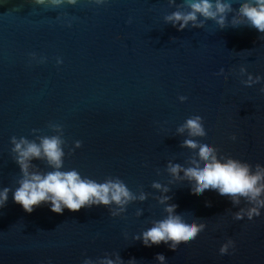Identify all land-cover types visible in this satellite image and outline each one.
<instances>
[{
	"label": "water",
	"instance_id": "95a60500",
	"mask_svg": "<svg viewBox=\"0 0 264 264\" xmlns=\"http://www.w3.org/2000/svg\"><path fill=\"white\" fill-rule=\"evenodd\" d=\"M174 10L169 0L60 6L0 0V187L18 186L11 137L52 135L59 123L64 169L98 181L118 176L137 196L148 194L114 217L104 205L60 214L41 204L28 213L10 192L0 208V264H82L112 252L137 264H159L157 253L167 264H264V209L236 220L232 213L243 200L233 206L214 190L193 192L187 180L169 184L166 171L169 160L183 164L193 154L181 146L187 132L177 127L198 112L207 125L201 139L225 155L264 164V80L247 86L241 82L247 73H240L245 67L264 76V33L234 25L231 12L223 27L208 19L178 31L164 20ZM153 181L169 184L177 212L206 224L176 249L132 238L166 215ZM229 237L235 250L221 255Z\"/></svg>",
	"mask_w": 264,
	"mask_h": 264
},
{
	"label": "clouds",
	"instance_id": "9594fccd",
	"mask_svg": "<svg viewBox=\"0 0 264 264\" xmlns=\"http://www.w3.org/2000/svg\"><path fill=\"white\" fill-rule=\"evenodd\" d=\"M38 5L60 6L62 4H76L77 0H34ZM97 4H104L107 0H95ZM175 5V10L165 15L164 20L181 31L190 24L193 28H201L208 19L214 20L223 27L228 21L229 12L232 13L231 22L234 25H247L264 33V0H169ZM238 5V6H237ZM235 9V11H233ZM36 58V53H29ZM46 58L40 57L38 62ZM57 64L62 63L60 57L56 58ZM220 71H224L221 65ZM241 76L247 73V79H242L244 85L251 86L264 76L248 73L245 67L240 68ZM264 92V87L260 89ZM186 96H179L180 101H185ZM56 131L52 135H42L29 139L26 136L11 137L14 160L19 166L20 176L14 189L9 186L0 187V208L8 201L12 193L14 202L31 213L34 207L47 204L51 211L62 214L65 209L78 211L82 207L104 205L109 208L112 216H118L126 211V207L133 201H144L148 194L141 192L139 196L127 186L118 176H108L103 181H98L90 176L82 175L76 168L64 169L65 147L63 125H51ZM37 132V129H33ZM178 133L187 132L181 142L182 147L192 150L193 154L186 163L169 160L166 171L174 181H189L193 192L203 194L205 190H214L221 196H227L233 206L241 205L233 212V218L249 220L261 215L264 209V164L253 165L247 160H242L231 155L221 153L217 146L207 139H201L207 134V125L201 113H195L177 127ZM236 134L231 135L236 140ZM80 140L74 141L76 148L81 146ZM74 149L70 148L69 152ZM34 161H43L49 170L42 169ZM169 184L153 181L152 187L161 190L164 194L159 202L164 205L166 215L162 219L151 221V226L132 238L141 240L143 245L151 247L163 242L170 249H176L182 241L195 239L205 229L204 222L190 219L185 212H177L178 205L169 203L172 197ZM142 214L137 209L136 215ZM236 242L229 237L219 247L221 255L235 250ZM155 260L159 264H167L163 253H157ZM51 264V262H49ZM82 264H137L135 257L125 261L119 252L105 253L95 260L85 257Z\"/></svg>",
	"mask_w": 264,
	"mask_h": 264
}]
</instances>
